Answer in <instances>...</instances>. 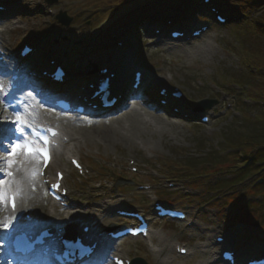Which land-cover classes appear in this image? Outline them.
I'll list each match as a JSON object with an SVG mask.
<instances>
[{
	"label": "rangeland",
	"instance_id": "rangeland-1",
	"mask_svg": "<svg viewBox=\"0 0 264 264\" xmlns=\"http://www.w3.org/2000/svg\"><path fill=\"white\" fill-rule=\"evenodd\" d=\"M1 1H3V3L0 2V4H4L7 7L5 12L0 13V30L4 29V32L0 34L2 38H0V42H3L1 44L6 46L12 55L15 54L16 58L13 62L17 63L19 62L18 56L24 43H32L38 49L37 55L34 58H30L26 63L27 65L34 66L32 63L41 59L40 61L43 64L37 69L39 73L50 65L49 59L46 58L50 50L56 53L63 52V60L68 61L70 59L73 61V67L69 70L71 76L78 74L79 71L84 75L83 72L87 69L88 65H99L106 61L107 58L112 59L113 63H115L117 51L125 50V56L132 53L139 61L147 63L149 68L153 69L156 66H163V77L183 87L187 92L188 99L195 105H197L202 98L216 100V104H214L210 110H216L217 118L220 114L218 110L225 111L227 101L234 99V92L228 89L230 96L228 99L224 100L225 98L220 94V89L231 87L232 79L235 77L234 75L244 73L248 70L247 66L242 61L238 38H235L231 31V26L234 24L224 26L214 24L213 29L206 37L196 41L193 47H186L188 50L183 51L184 49H168L166 46L167 43L169 45L174 44L166 38H160L158 40V42H162L161 45L158 44L153 46V43L150 44L149 42V37H146L145 41L137 38L136 35L130 31V26H128V24H126L127 28L123 30L120 27H115V8H117V4H120L124 0H57L53 4H47L45 0ZM177 1L180 2L179 8H177L182 10V12L183 9L181 8L184 3L188 4L189 7H192L189 4H193V7H196L200 3L197 2L194 4L193 0ZM224 7L228 9L227 11H229L230 14L249 13L242 21L250 20L251 15L256 17L258 13H260V10H251L248 7L242 6L241 2L232 0H230V3L224 4ZM177 8L172 7V9L167 10V12L170 14ZM59 9H63V11H66L68 15L73 18L70 26L65 27L58 23L55 13L58 12ZM203 22L206 23V21L194 20L193 24L200 25L204 24ZM74 24L75 26L71 27V25ZM115 32L121 33L126 37L125 40L131 41V44L126 49L116 48V53ZM118 38H120V36ZM254 44L255 42L251 43L249 47L253 48ZM203 47L205 48L200 50ZM78 68L80 69L75 70ZM224 72L227 74L224 75ZM94 76L95 73L93 77ZM224 76L227 79H225ZM216 82L219 85L216 84ZM196 90L200 92L197 93ZM261 101L264 102V100ZM138 104L141 103L138 101ZM262 105L264 106V104ZM260 106L261 105L252 106L250 108L251 115L255 116L261 109ZM140 107L145 113L146 118L148 120L150 119V121L156 125V130H154L156 134L152 136L149 132L143 131L142 135L136 134L129 139L116 137V140L112 143L108 141L106 137L99 135V133L95 134L93 131H99V128L101 130L104 128L107 129L116 116L120 115H114L115 112H120L121 110L114 109L111 111L112 116L115 117L110 116L101 119H93L92 117L73 119L68 116H59L56 114V119L59 120L58 124L60 126L78 134L75 135V139H78V145L73 149V152L80 157L83 165L88 171L84 174L87 175L83 178L84 180L82 182L78 181V183L74 182L76 179L74 170L66 160H63L61 164L56 163L55 166L53 163L50 171L54 173L56 169H59L68 173L69 179L66 186L71 193L69 202L78 207L68 209L62 215H51V212L57 214L58 211L54 207H50L49 199L46 195V187L37 179L38 185L41 186V191L34 186L37 190L35 194L38 196L34 202L36 204L32 205L27 201L21 213L19 212L18 214L24 217V214L29 212L31 215L45 214L47 216H55L53 219H66L71 213H83V209H85L87 210V215H97V223L95 225L105 229L115 224V221H117L115 215H112L109 209L115 207V202L119 203L123 200V197L115 198L114 176L110 178L108 175L111 170H115V167H113L115 166V162L126 163V159L130 157L136 159L135 161H137L140 168L145 167V162L148 161L147 157H156L160 159L162 163L166 160L174 162L176 160L174 157L177 149L184 148L186 156L188 153H195L198 150L196 144L201 139H207L215 146L222 145L225 147L234 145L226 141L227 137L234 139V143L238 144L241 142H238L236 139L240 137L241 133L251 132V129L258 128L256 125L242 122L243 119L237 120L233 118L232 111H229L228 114L222 118L219 117L217 120L213 119L208 125L204 126L198 124V121L193 122L170 116L168 113L160 112L155 108ZM151 113L154 115H151ZM48 114L52 118L55 117L52 111H49ZM62 117L69 120L72 119L70 120L73 121L71 123L72 125L69 127L70 124H68V121H62ZM156 119H160L161 122ZM11 121V113L5 108L4 102L0 97V130L3 131L1 132L2 136L7 137L6 132H11ZM1 139L3 138L0 136V160L6 162L8 159V151L11 148L10 140L5 138L3 140ZM68 144H66V146ZM183 151L184 150H182V153ZM176 156H178V154ZM15 158V155L11 157V159L14 160ZM37 163H40V160H38ZM111 164L113 166H111ZM233 164V162L226 160L223 163L225 167L224 171L233 169ZM146 165L149 168L153 167L150 161ZM0 167H5V164H0ZM91 168H93L94 171L90 174L89 171ZM216 171L213 168L209 176L211 179L203 178L199 184L195 181L196 177L192 173L188 174L192 176V179L188 178L189 180L186 179V182L191 187L180 181V184L172 189V191L177 189V191H179L178 193H170L171 190L162 189L165 186V181H162L161 184H158L159 192L157 193L155 189L152 198L140 196L141 199L147 200V204L143 205V207L146 208L148 212L152 211L151 202L160 196L159 193H162L172 198L169 201L170 204L187 209L192 218L201 219L207 224H212L216 232H220V230L222 232H227L240 229L241 224L237 227H232V222L239 220L237 217H234L235 213L239 211V207L243 208V206H241V204L243 205L241 202L242 198H244V202L246 201L245 198H257L256 194L249 195L251 194L249 191H254L250 187V185L254 183L253 181L248 183L246 186L249 188L247 189L235 184L230 188L233 190L227 194H225V192L211 193L210 190L208 191L204 187H206L205 184L207 182L216 179L220 180V178L215 177V174L221 175L222 172L216 173ZM34 177L37 178V175L35 174ZM7 179L11 182L13 181V179L10 180V177H6L3 172H0V181ZM137 179L141 180V182L145 181L152 183L146 177L138 176ZM221 179H223V177ZM243 184L245 183L241 185ZM200 186H203V188ZM22 188L25 194H31L30 186L27 182L23 183ZM125 190L129 191L130 194L123 202L133 208H137L139 206L137 203L139 197L137 198L134 194L132 195V192H134L133 188L127 187ZM243 191H247V193L242 194ZM188 194L193 197L189 198L187 201L182 196ZM237 194H240L242 198L240 197L241 199H239ZM176 197H178V199L175 201ZM201 205H203V207H201ZM8 213L10 214V210L7 208V205H0V221L10 220V223H13V218H11L12 216H9ZM226 215H229V217ZM225 220H227V222H225ZM154 225L163 230L161 234L163 253L161 255L154 256L149 250L148 245L142 240L127 239L120 244V251L130 257H135L137 255L144 256L152 264H161V259L169 260L170 264H194L197 262L209 261L211 252H213L214 248L211 250L209 249L211 251L210 253L206 251L198 252L197 250L198 247L201 246V243L210 240V236H202L195 230L186 228L183 223L157 221ZM261 228L264 229V223ZM8 229L9 228L0 226V264H12L8 258V252L6 251L8 246H5V248L3 246V236ZM249 229L250 230H247V232L250 236L252 235L257 239L251 241L252 239L245 237V242L249 243V240L251 244H258L261 242V246L263 242L264 245V232H261L259 227H250ZM242 239L241 236L239 242ZM155 242L157 241L155 240ZM176 242L188 244L195 254L187 258L180 257L175 253L173 247H171V244ZM247 245L250 247L249 244ZM239 246L244 245L239 244Z\"/></svg>",
	"mask_w": 264,
	"mask_h": 264
},
{
	"label": "trees",
	"instance_id": "trees-1",
	"mask_svg": "<svg viewBox=\"0 0 264 264\" xmlns=\"http://www.w3.org/2000/svg\"><path fill=\"white\" fill-rule=\"evenodd\" d=\"M196 1V0H194ZM225 2L230 0H224ZM241 2V5L248 7L251 10H260V13L256 17L251 15L250 20H245L240 23H236L231 27L235 38H238V43L240 44V50L242 54V61L247 66L248 70L244 73H238L234 75V81L243 82L249 87L246 90V95L249 97L264 99V0H232ZM249 15V13H248ZM249 17V16H248ZM237 42V40H236ZM255 42L253 48H250V44ZM255 69L252 71V69ZM227 74L226 72L223 73ZM225 77V76H224ZM225 79H227L225 77ZM197 91V90H196ZM195 91V92H196ZM198 91L197 93H199ZM237 102L238 106L242 108L244 115L242 122L246 124L256 125L258 128L251 129V132L241 133L240 137L236 140L238 144L234 143V139L226 138V141L229 144L241 145L242 150L247 155H253L255 157V164L253 166H242L239 164L243 160L235 154L225 155L216 148L213 147V144L207 139H201L197 142L196 146L197 157H192L189 153L185 155V149L179 153L178 151L175 154V157L178 158L183 170L173 172L175 177H180L184 179L191 178L188 174L192 173L198 183H200L203 178L211 179V170L214 168L216 173L225 172L226 174L232 172L235 174V177L232 179H220L216 181L207 182L205 188L210 192H225L229 188L233 187L235 184H240L253 172L258 170L260 167L256 166V163L264 164V107L261 108L255 116L251 115L250 108L242 102V97H239ZM183 150V148H180ZM209 149V152L206 150ZM178 154V156H176ZM238 154V153H237ZM235 155V157H231ZM229 160L233 162L231 170L224 171L225 167L223 163ZM222 170V171H220ZM182 172H184L182 174ZM181 175V176H180ZM264 179V175L262 176ZM189 180V179H188ZM203 187V186H202ZM250 187L257 193H264V180L263 183L255 185L252 184ZM249 187H245L247 189ZM246 192V191H244ZM238 198L240 196L237 195ZM250 205H257V202L247 205L248 208L243 212V218L246 216L248 218H254L255 209L250 210Z\"/></svg>",
	"mask_w": 264,
	"mask_h": 264
},
{
	"label": "bare ground",
	"instance_id": "bare-ground-1",
	"mask_svg": "<svg viewBox=\"0 0 264 264\" xmlns=\"http://www.w3.org/2000/svg\"><path fill=\"white\" fill-rule=\"evenodd\" d=\"M205 47L201 48L200 50L204 49ZM183 51H186V50H183ZM141 114L142 113L139 112L137 109H134V108L129 109V110L125 111V112H122L120 116L116 117L114 119V121L111 122L109 127L107 126L108 127L107 129L104 128L103 130H101L99 128V131H96V132L93 131V133H95V134L99 133V135H101L103 137H106V139L108 141H110L111 143L116 140V137H122V138L129 139L130 137H132L133 135H136V134L142 135L143 131L149 132V134H151L152 136L155 135L156 133H155L154 130H156V125H154L152 122H149ZM111 117H115V116H111ZM61 120L64 121V120H67V119L62 117ZM156 120L161 122L160 119H156ZM67 121H68V124H70L69 125V127H70L72 125L71 123L73 121H70V120H67ZM61 123H63V122H61ZM65 131H67V130L65 129ZM67 134H68V136L70 138H73L75 143H76V145H78V139H75V135H78V134H76L73 131H69ZM71 144L72 145H70V147H68L69 148L68 152H71L73 150L74 143H71ZM57 152L58 153H64V152H62L60 150H58ZM58 153H56V160L60 163V162H62L61 161L62 154H58ZM9 158H11V157L8 156V159ZM37 159L38 158L36 157V158H33V159H31L29 161V163L33 165V168H31V169L28 168L26 171H24L22 169V166H18L19 167V171H20V172L18 171V173H20L23 176L24 182H28L29 183L31 194L27 195V194L24 193V190H22L21 187L15 185V184H11L12 188H14L16 191L20 192V200H19V206L17 208L18 209L17 212L14 213V214L13 213H11V214L8 213L9 216H12L11 218H14L15 220H17L15 225L25 224V219H20L19 220V218H23V215L22 216H18V213L19 212L21 213V210H23V207H24L25 203H27V201H28L32 205L36 204L34 202H35V199L38 196L35 194L37 192V190L34 188V186L39 188V190L41 191V186L38 185V183H37L38 180H37L36 177H34V173H35L34 172V165H35ZM32 219H34V220L35 219H38V220L42 219L43 221H45V220L49 221V219H52V218L51 217H47V215H45V214H42V217H41V215H33ZM40 223L45 224L43 222H40ZM59 224H61L63 226V228H64L65 224H63V223H59ZM160 262H161V264H167L168 263V261L165 260V259L161 260ZM107 264H110V263H107Z\"/></svg>",
	"mask_w": 264,
	"mask_h": 264
},
{
	"label": "snow or ice",
	"instance_id": "snow-or-ice-1",
	"mask_svg": "<svg viewBox=\"0 0 264 264\" xmlns=\"http://www.w3.org/2000/svg\"><path fill=\"white\" fill-rule=\"evenodd\" d=\"M0 90H2V86H0ZM11 122L17 125V131L21 132V134H23L24 126H29V127L31 126L28 125L27 122L19 114H17L16 119ZM44 143L47 144L48 141L45 140ZM22 149H27L30 155L37 153L42 154L45 158V161L49 159L48 152L45 149L35 148L32 146L31 143H13L10 150L8 151V156L12 157L14 155H18ZM0 164H5V167H0V172H3L6 177H13V173L9 169H11L16 164V161L14 159L9 158L7 159L6 162L4 160H0ZM13 183H15L14 177H13ZM18 194L19 193H13L11 191V185L7 182V180L0 181V205L7 204L8 201L11 200L12 207L13 209H15L16 207L15 200ZM0 226L5 228H10L11 227L10 220L0 221Z\"/></svg>",
	"mask_w": 264,
	"mask_h": 264
},
{
	"label": "water",
	"instance_id": "water-1",
	"mask_svg": "<svg viewBox=\"0 0 264 264\" xmlns=\"http://www.w3.org/2000/svg\"><path fill=\"white\" fill-rule=\"evenodd\" d=\"M60 20H62V19H60ZM69 23H70V20L67 22H64L65 25H68Z\"/></svg>",
	"mask_w": 264,
	"mask_h": 264
}]
</instances>
